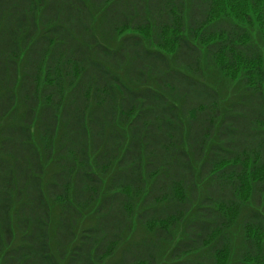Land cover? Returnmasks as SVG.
<instances>
[{
  "label": "trees",
  "instance_id": "trees-1",
  "mask_svg": "<svg viewBox=\"0 0 264 264\" xmlns=\"http://www.w3.org/2000/svg\"><path fill=\"white\" fill-rule=\"evenodd\" d=\"M0 264H264V0H0Z\"/></svg>",
  "mask_w": 264,
  "mask_h": 264
},
{
  "label": "rangeland",
  "instance_id": "rangeland-1",
  "mask_svg": "<svg viewBox=\"0 0 264 264\" xmlns=\"http://www.w3.org/2000/svg\"><path fill=\"white\" fill-rule=\"evenodd\" d=\"M226 85L228 87V90H232V85L231 84L227 83ZM141 232H142L141 229H139V228L136 229L135 228L134 231H133V233H132V235L135 236V237H137V236L141 235Z\"/></svg>",
  "mask_w": 264,
  "mask_h": 264
}]
</instances>
